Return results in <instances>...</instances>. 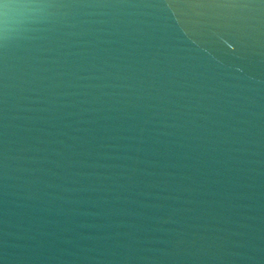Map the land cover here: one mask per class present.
I'll list each match as a JSON object with an SVG mask.
<instances>
[{
  "label": "water",
  "instance_id": "1",
  "mask_svg": "<svg viewBox=\"0 0 264 264\" xmlns=\"http://www.w3.org/2000/svg\"><path fill=\"white\" fill-rule=\"evenodd\" d=\"M0 264H264V0H0Z\"/></svg>",
  "mask_w": 264,
  "mask_h": 264
}]
</instances>
